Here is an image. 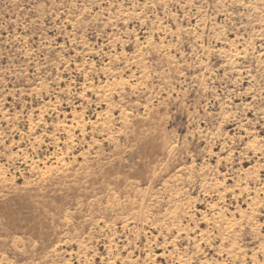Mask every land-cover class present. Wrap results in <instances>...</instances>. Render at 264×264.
Instances as JSON below:
<instances>
[{"label":"rangeland","instance_id":"rangeland-1","mask_svg":"<svg viewBox=\"0 0 264 264\" xmlns=\"http://www.w3.org/2000/svg\"><path fill=\"white\" fill-rule=\"evenodd\" d=\"M0 264H264V0H0Z\"/></svg>","mask_w":264,"mask_h":264}]
</instances>
